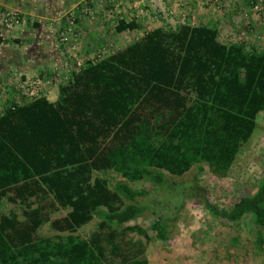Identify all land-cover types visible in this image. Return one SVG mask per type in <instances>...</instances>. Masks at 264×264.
<instances>
[{
    "label": "trees",
    "instance_id": "16d2710c",
    "mask_svg": "<svg viewBox=\"0 0 264 264\" xmlns=\"http://www.w3.org/2000/svg\"><path fill=\"white\" fill-rule=\"evenodd\" d=\"M138 27L121 18L113 29ZM217 36L187 23L148 29L69 72L54 101L37 96L2 108L0 264H148L146 230L126 223L151 213L153 237L166 241L185 197L229 222L250 214L254 241L264 242V176L223 209L196 174L173 179L193 165L225 175L264 109V48ZM106 170L149 187H109L95 174ZM93 217L86 238L72 234ZM44 223L65 234L38 235Z\"/></svg>",
    "mask_w": 264,
    "mask_h": 264
},
{
    "label": "rangeland",
    "instance_id": "374dc122",
    "mask_svg": "<svg viewBox=\"0 0 264 264\" xmlns=\"http://www.w3.org/2000/svg\"><path fill=\"white\" fill-rule=\"evenodd\" d=\"M125 1L140 4L144 2L143 0H10L6 5L7 7H0V22L5 12L8 11L11 14L10 26L3 25L5 24L3 21L0 24V40L5 39L4 34L16 30L18 27V29L31 32L39 24H43L44 27L46 26L45 32L50 33H37L35 35L34 38L40 36L37 38L41 41L39 45L35 40L26 42V39H28L27 33L22 32L23 35H20L24 40L22 42L25 51L38 58L48 57L51 48L55 45L57 50L62 51L63 60L68 65L65 66L73 70L75 66L74 59L86 61L89 60V55L92 56L90 58L100 53L106 55V53L119 49L132 41L134 36L137 35L138 32L136 31L116 35L112 30L113 25L120 17H130V15L126 16L128 8L136 11L133 5L127 6ZM84 8L91 11V18L83 14L82 10ZM69 12H73V23L78 37L69 36V39L63 43L58 40L56 33L65 26V18L69 16ZM102 12H107L109 15L104 17V15H101ZM157 12L155 10L152 13L155 22L159 19ZM152 15H149V17H153ZM133 18L136 17L133 16ZM95 23L105 28L104 30L111 44L93 42L90 47L86 46L82 50L83 46L78 47L80 34L86 37L88 35L87 27ZM54 30H56V42L53 43V40L46 42V38L52 35ZM26 36L27 38H25ZM29 38H31V35ZM26 43L29 45L26 46ZM7 81V79L2 80L3 83ZM28 93L27 97L34 96L35 90ZM54 93L55 91H53ZM9 96L7 90H0V100H6L4 102L5 106L12 103ZM202 168L200 172L196 173V165H193L180 178L174 177L173 179L189 182L196 174L197 183L205 190L210 202L220 209L228 208L238 196L252 192L257 181L264 176V109L256 114L252 133L239 147L225 175L215 176L208 171L205 165H202ZM95 174L105 178L109 187H112L117 180H122L135 189L149 187V183L144 180L133 182L123 180L113 170L96 172ZM9 207V204H5L3 210ZM65 211L66 209L57 210L51 216H57ZM153 219L154 215L147 212L126 223V225L136 224L146 230L148 239L145 241L144 254L148 264H264V242L257 244L254 241L255 227L252 224L250 214L243 215L236 222H229L211 216L195 200L185 197L166 241H159L153 237V231L149 229ZM97 220L96 217H93L72 234L80 238H86L95 227ZM37 234L53 237L65 233L52 231L48 227V223H44L39 227ZM129 235L134 239L144 240L134 233H129Z\"/></svg>",
    "mask_w": 264,
    "mask_h": 264
},
{
    "label": "crops",
    "instance_id": "0c3cea01",
    "mask_svg": "<svg viewBox=\"0 0 264 264\" xmlns=\"http://www.w3.org/2000/svg\"><path fill=\"white\" fill-rule=\"evenodd\" d=\"M9 1L10 0H0V7H7L6 5ZM143 1L142 4L125 1L127 6L133 5L136 11H132L128 8L129 10H126V16L130 15V17L125 18L122 16L119 19L122 18L126 21L127 19H134L139 27L137 29L120 32L114 31L112 27V30L116 35L124 32L136 31L138 33L133 38V40H135L148 29L157 26L174 27L178 23H187L190 25H204L215 28L218 34L217 38L222 43L241 42L247 49L264 48V16L251 10L250 0ZM155 10L158 11L157 16L159 18L156 22L153 21V18H155L154 14L152 15ZM101 15H104L105 17L109 14H107V12H102ZM149 15H152L153 17H149ZM133 16L136 18H133ZM18 28L4 34L5 39L0 40V82H2L3 79L8 80L7 82H2V84H0V86H2L1 89L2 91L7 90L10 95L9 97L12 99V103L16 104L26 103L37 96H44L47 100L54 101L57 97V85L65 83L69 76V72L72 70L65 66L67 63L63 60L64 57L62 51H59V49L57 50L55 45L51 48L48 57L42 56L44 58L35 57L31 53L25 51L22 42L23 38L20 36L23 35L22 32L28 34L26 42L35 40L37 45H39L41 44V41L37 38L40 36L37 38L34 37L37 33L49 34L50 32H45L46 26L44 27L43 24H39L36 29L31 32ZM104 29L103 26L96 25V23L94 25H89L87 27L88 35L85 37L80 34L81 36L78 39L80 43H78V47L83 46L84 48H81L83 50L86 46L90 47L93 42L111 44ZM54 31L52 32V35H49L48 38H46V42H51V40H53V43L56 42V30ZM58 33H56V37ZM29 34L31 35V38H29ZM25 38H27V36ZM17 42L20 45H18ZM27 45L29 44L26 43V46ZM111 52L113 51H110L109 53ZM88 57L89 60L86 61L92 62L93 58H90L92 56L89 55ZM81 61L82 64L85 63V61ZM33 90H35V95L27 97V95H29L28 92H33ZM53 91H55L54 94ZM5 101L6 100H0L1 108L5 107Z\"/></svg>",
    "mask_w": 264,
    "mask_h": 264
},
{
    "label": "built area",
    "instance_id": "2783aa9c",
    "mask_svg": "<svg viewBox=\"0 0 264 264\" xmlns=\"http://www.w3.org/2000/svg\"><path fill=\"white\" fill-rule=\"evenodd\" d=\"M250 8L253 12L258 13L259 15L264 16V0H250ZM83 14H86L89 18L92 17L91 15V11L87 8H84L82 10ZM11 14L10 12H5L4 16L1 17V20L5 23L3 25H7L10 26L11 24ZM73 12H69V16H67L65 18V26L62 28V30L59 31V33L57 34L58 40H60L61 42H65L69 39V36H73L74 38L78 37V33L76 31L75 28V24L73 23ZM2 21L0 22V24H2ZM103 57V54H96L95 57H93V61L100 59ZM74 63V67L73 70H77L81 65L82 62L79 61L78 59H74L73 60Z\"/></svg>",
    "mask_w": 264,
    "mask_h": 264
}]
</instances>
